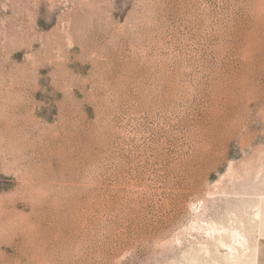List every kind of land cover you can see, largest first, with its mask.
Returning <instances> with one entry per match:
<instances>
[{
	"label": "rangeland",
	"instance_id": "rangeland-1",
	"mask_svg": "<svg viewBox=\"0 0 264 264\" xmlns=\"http://www.w3.org/2000/svg\"><path fill=\"white\" fill-rule=\"evenodd\" d=\"M212 224L264 238V0H0V264H233Z\"/></svg>",
	"mask_w": 264,
	"mask_h": 264
},
{
	"label": "bare ground",
	"instance_id": "bare-ground-1",
	"mask_svg": "<svg viewBox=\"0 0 264 264\" xmlns=\"http://www.w3.org/2000/svg\"><path fill=\"white\" fill-rule=\"evenodd\" d=\"M211 223H213V222H211ZM210 226L211 227H209V229H207V231L205 230L210 241L215 242V244L217 243L218 248H220V249L222 248L224 250L226 249L227 251H229V255L231 256L233 264H245L246 262L248 263L249 259H251V257L253 258L255 256V252H256L257 248H256V246H251L249 244V241H248L247 236H246V230H244V228L243 229H230V227L228 226L226 229L224 227L217 226L214 224H212ZM228 240H229V242H228ZM206 244L208 245V243H206ZM212 246H214V245L212 244ZM199 247H201V246H199ZM201 251L204 252L205 254H208L212 250H209L208 247L207 248L201 247L200 252ZM196 253H198V252L196 251ZM201 254H203V253H201ZM194 255H197V254H194ZM205 257H208V256H205ZM194 263H196V262H194Z\"/></svg>",
	"mask_w": 264,
	"mask_h": 264
},
{
	"label": "crops",
	"instance_id": "crops-1",
	"mask_svg": "<svg viewBox=\"0 0 264 264\" xmlns=\"http://www.w3.org/2000/svg\"><path fill=\"white\" fill-rule=\"evenodd\" d=\"M256 248L253 264H264V238L256 245Z\"/></svg>",
	"mask_w": 264,
	"mask_h": 264
}]
</instances>
